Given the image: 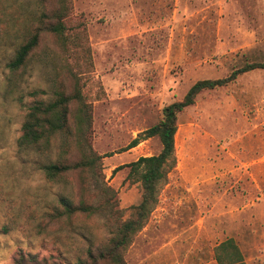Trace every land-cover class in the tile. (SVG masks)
I'll use <instances>...</instances> for the list:
<instances>
[{
	"label": "rangeland",
	"instance_id": "1",
	"mask_svg": "<svg viewBox=\"0 0 264 264\" xmlns=\"http://www.w3.org/2000/svg\"><path fill=\"white\" fill-rule=\"evenodd\" d=\"M44 4L51 9L56 0ZM69 4L67 44L41 33L25 66L11 73L7 64L36 0H0V264L21 256V264H92L89 253L96 258L141 200L125 166L157 155L161 145L152 137L125 147L196 81L264 63V0ZM76 89L89 127L76 136L81 105L72 101L69 136L19 148L31 102ZM63 151L72 161L90 152L100 159L92 170L49 180L42 167ZM174 157L123 264H217L213 248L227 239L246 264H264V69L199 93L177 116ZM60 201H84L95 211L68 216Z\"/></svg>",
	"mask_w": 264,
	"mask_h": 264
},
{
	"label": "trees",
	"instance_id": "2",
	"mask_svg": "<svg viewBox=\"0 0 264 264\" xmlns=\"http://www.w3.org/2000/svg\"><path fill=\"white\" fill-rule=\"evenodd\" d=\"M69 13V0H56V6L51 9L45 6L44 0H36V9L29 13L28 28L21 29L24 38L15 50L12 60L7 64L9 71L14 73L25 66L38 47L40 35L43 32L54 36L61 45L67 44V33L70 30L67 24ZM257 69H264V63L246 64L221 79L196 81L180 101L173 102L163 108L160 121L144 130L140 136L125 147V150L132 149L141 141L152 137H157L161 145L157 155L139 157L136 161L125 166L129 169L128 179L133 178L140 183L141 200L133 208V217L119 224L114 236L107 245L99 250L96 258L89 253L92 264H97L98 261L123 264L124 252L131 245L134 236L143 227L158 201L160 185L165 182L168 173L175 168L174 137L177 131L178 114L193 105L197 95L202 91L224 87L239 75ZM36 94L37 92H32L30 96L33 97ZM72 101H77L81 105L75 115V134L79 137L84 128H88L90 125V113L83 104L80 91L76 89L72 94H66L64 91L56 90L52 99L47 101L35 99L28 106L21 125V134L17 139L18 147L39 149L48 146L50 138L57 134L69 136V105ZM62 155L64 158L61 156L60 160L42 167L49 180H54L71 171L92 170L100 159L93 152H90L89 155H82L79 160L75 161L65 157L64 151ZM60 205L68 216L76 212L92 213L95 211L84 201L77 205L60 201ZM213 256L217 264H246L233 239L224 240L216 245L213 248ZM22 260L21 256L16 264H21ZM79 264L84 263L80 262Z\"/></svg>",
	"mask_w": 264,
	"mask_h": 264
}]
</instances>
